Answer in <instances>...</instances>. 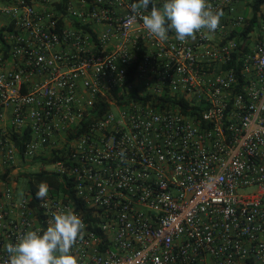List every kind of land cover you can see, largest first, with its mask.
I'll list each match as a JSON object with an SVG mask.
<instances>
[{"label": "built area", "instance_id": "obj_1", "mask_svg": "<svg viewBox=\"0 0 264 264\" xmlns=\"http://www.w3.org/2000/svg\"><path fill=\"white\" fill-rule=\"evenodd\" d=\"M242 1L180 42L137 0H0V264L68 207L80 264H264V0ZM40 171L61 189L35 202Z\"/></svg>", "mask_w": 264, "mask_h": 264}, {"label": "clouds", "instance_id": "obj_2", "mask_svg": "<svg viewBox=\"0 0 264 264\" xmlns=\"http://www.w3.org/2000/svg\"><path fill=\"white\" fill-rule=\"evenodd\" d=\"M130 7L131 21L139 15L143 28L160 41H167L170 31L180 42L195 40L201 32L215 33L224 16L223 10L214 8L210 0H164L160 7L152 0H137ZM38 187L36 197L46 200L49 186L42 182ZM86 227L71 207L59 210L52 214L46 230H28L15 244L9 242L5 245L7 264H80L74 249L83 241Z\"/></svg>", "mask_w": 264, "mask_h": 264}, {"label": "trees", "instance_id": "obj_3", "mask_svg": "<svg viewBox=\"0 0 264 264\" xmlns=\"http://www.w3.org/2000/svg\"><path fill=\"white\" fill-rule=\"evenodd\" d=\"M261 1L262 0H258L253 4L254 10H258L259 4L261 3ZM255 21H256V17L252 20V22H250V25L247 28V30L244 32V34H246L247 31L252 29ZM27 140H28V136L24 137L23 139L17 140V145H18V148H19L21 153L24 151V148H25L24 146H25V143ZM57 159H58V156L54 152L53 156L50 157L49 159L42 158L40 160H43L42 162L44 165H48L52 162H55ZM35 160H37V158H35ZM37 162H38V160H37ZM59 179L60 178H58L57 175L50 174L47 171H40V172L32 173L30 178H28L26 180V184L28 185L29 190L32 192V194L34 196V200L36 202L38 200V198L36 197V193H37L36 187L38 185H40L42 182H46L52 189L60 190L61 189V183H60Z\"/></svg>", "mask_w": 264, "mask_h": 264}, {"label": "crops", "instance_id": "obj_4", "mask_svg": "<svg viewBox=\"0 0 264 264\" xmlns=\"http://www.w3.org/2000/svg\"><path fill=\"white\" fill-rule=\"evenodd\" d=\"M252 0H243L241 3L238 4L237 6V13L238 14H241V15H244L246 16L247 18L251 17L253 12L251 10L250 7H248L247 3L250 2ZM4 173L6 174H10L14 177H16L17 175L19 176L18 174V171H6V169H3L1 166H0V176L3 175ZM13 179V178H12Z\"/></svg>", "mask_w": 264, "mask_h": 264}, {"label": "rangeland", "instance_id": "obj_5", "mask_svg": "<svg viewBox=\"0 0 264 264\" xmlns=\"http://www.w3.org/2000/svg\"><path fill=\"white\" fill-rule=\"evenodd\" d=\"M53 156V155H52ZM47 170H55L56 168L54 167L53 164H49L47 167H46ZM25 189V183L22 182L21 183V186H19V191H23Z\"/></svg>", "mask_w": 264, "mask_h": 264}]
</instances>
